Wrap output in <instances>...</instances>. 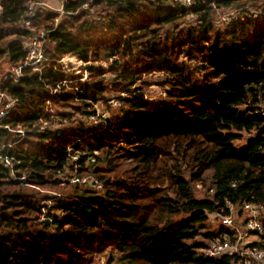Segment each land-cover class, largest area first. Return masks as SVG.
<instances>
[{
    "label": "trees",
    "instance_id": "trees-1",
    "mask_svg": "<svg viewBox=\"0 0 264 264\" xmlns=\"http://www.w3.org/2000/svg\"><path fill=\"white\" fill-rule=\"evenodd\" d=\"M29 1L2 0L0 61L22 62L33 29H45V54L77 56L89 79L52 60L0 80L18 98L0 117V153L13 162L0 159V264H95L107 251L108 264H234L199 250L232 232L208 225L227 201L264 202V14L221 25L214 15L264 0H65L63 13L38 8L28 28ZM94 7L105 14L90 18ZM154 72L165 75L159 100L144 90ZM98 103L108 114L93 123ZM54 117L66 123L41 128ZM97 151L102 164L81 173H94L102 192L61 183L72 155L85 166ZM196 183L211 195L196 197Z\"/></svg>",
    "mask_w": 264,
    "mask_h": 264
},
{
    "label": "built area",
    "instance_id": "built-area-1",
    "mask_svg": "<svg viewBox=\"0 0 264 264\" xmlns=\"http://www.w3.org/2000/svg\"><path fill=\"white\" fill-rule=\"evenodd\" d=\"M173 1L185 6H193L197 2V0ZM43 6L44 5L35 0L29 1L26 13L27 17L23 22L26 27L32 28L30 17L34 16L38 8ZM86 6H88V4ZM2 11L3 2L0 0V14ZM60 11L63 13L62 10ZM237 13L240 12L235 9L225 15V17L223 16L222 23L230 22L231 18ZM253 14L255 16L264 14V9L253 11ZM188 19L193 25H196L199 21V15L197 13H191L188 16ZM58 21L59 19L57 18L55 23L57 24ZM46 40L47 31L45 29H33L32 36L25 41L27 50L25 59L19 64L12 65L10 71L4 76V78H19L23 75V68L26 66L32 67L34 70H42L45 66L49 65L48 63L52 60H55L58 63L59 68L67 74L81 71V67L79 68V66L83 64L84 61L77 56L66 54L57 59L48 57L44 52V44ZM88 76V72L85 71L81 80H88ZM57 91L58 88L54 90V92ZM0 100L5 101V105L0 111V117H3L18 101V98L10 97L7 93L0 92ZM111 101V104L113 103V105H121L119 100L112 99ZM100 120L101 114L98 112L90 118V121L93 123H98ZM46 127H51L50 122L48 120H43L41 128L44 129ZM14 131L21 136L25 135V129L23 127L19 126L15 128ZM100 155L101 152L97 151L95 155L89 156L84 163L85 166L80 163L81 155L79 153L72 155L73 164L65 165L63 169L59 171V179L61 183L79 184L97 192H102L104 190V184L94 173H81L82 168H90L89 165H94ZM0 159L4 161L6 165L13 167L11 158L5 157L0 153ZM226 208L229 209V212L226 214L220 212L219 216L221 218V223L230 227L232 232L223 233L222 236L208 240L206 245L199 250V253L206 257L216 259L223 256H236L237 260L234 264H264V256L260 255L264 252V202H242L233 204L227 201ZM42 214L45 217V213ZM256 257H259V259H256Z\"/></svg>",
    "mask_w": 264,
    "mask_h": 264
},
{
    "label": "rangeland",
    "instance_id": "rangeland-1",
    "mask_svg": "<svg viewBox=\"0 0 264 264\" xmlns=\"http://www.w3.org/2000/svg\"><path fill=\"white\" fill-rule=\"evenodd\" d=\"M37 2L44 5L43 8H45L49 11L62 13L60 10L63 11V6H64L65 0H37ZM86 7H88V6H86ZM235 9H237V11H239V12L247 11V12L253 14V11L264 9V3H262V2H259V3L247 2V3L241 4V5H234L233 7H230V8L220 9L215 13L214 21L218 25L223 24L222 20L225 17V15L229 14L230 12H232ZM241 9H243V10H241ZM104 14H105V12H104L102 7H94L92 10H90L89 17L90 18H99L100 16H103ZM170 27L171 26H165V28H170ZM91 64H93V62ZM86 65H87V63L83 62V64H81L79 66V68L81 67L80 68L81 73H84L85 71L88 72ZM102 65H103V67L108 68L110 64L102 61ZM10 69H11V65L8 63L7 59H1V61H0V80L10 71ZM80 72H77V73H80ZM88 75H89V72H88ZM108 77H110V76H108ZM87 78L89 79V76ZM164 78H165V75L163 73H160V72H154V73L146 74L143 76V79L148 81V83L150 84L149 87L144 88L146 94L148 95V98H151L153 100H159V99L166 96V92H165L166 88L164 86L157 84L159 81H162ZM108 98L109 99H115L117 101L119 100L116 97H112V95H110ZM110 102H112V101H110ZM112 105H113V103H112ZM119 106L114 105V107H119ZM95 107H96L97 112L99 114L106 112L105 106L101 103L96 104ZM106 114H108V113L106 112ZM54 120L55 121L53 123H50L51 127L61 126V125L66 123V121H64V120L61 121L58 117H54ZM249 136H250V134L245 132L244 137L242 139L238 140L236 142V144L237 145L244 144ZM101 164H102V159L101 160L99 159L96 164L91 165V166L89 165V167L91 169H94V168L100 166ZM208 186L209 185H203L201 183H196L195 187H194L196 197L202 198V197H206V196L211 195V194H208ZM40 216H41V218H44L42 213ZM220 224H221L220 216L216 217V215H214V214L210 216V220L208 222L210 229L215 230L220 226ZM109 259H110V255H109V251H107V252H104V253L98 255L95 258L94 262H95V264H108ZM116 260H117L116 262L118 264H121L119 259H116ZM116 262H112V263L117 264ZM112 263H110V264H112Z\"/></svg>",
    "mask_w": 264,
    "mask_h": 264
},
{
    "label": "clouds",
    "instance_id": "clouds-1",
    "mask_svg": "<svg viewBox=\"0 0 264 264\" xmlns=\"http://www.w3.org/2000/svg\"><path fill=\"white\" fill-rule=\"evenodd\" d=\"M260 255H261V256H264V252H262ZM256 259H259V257H256Z\"/></svg>",
    "mask_w": 264,
    "mask_h": 264
}]
</instances>
